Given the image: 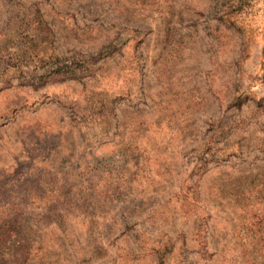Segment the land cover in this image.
Listing matches in <instances>:
<instances>
[{
    "label": "rangeland",
    "instance_id": "1",
    "mask_svg": "<svg viewBox=\"0 0 264 264\" xmlns=\"http://www.w3.org/2000/svg\"><path fill=\"white\" fill-rule=\"evenodd\" d=\"M263 49L264 0H0V264H264Z\"/></svg>",
    "mask_w": 264,
    "mask_h": 264
},
{
    "label": "trees",
    "instance_id": "2",
    "mask_svg": "<svg viewBox=\"0 0 264 264\" xmlns=\"http://www.w3.org/2000/svg\"><path fill=\"white\" fill-rule=\"evenodd\" d=\"M263 55H264V49H263ZM76 66V62L75 61H68V62H64L59 69H57L56 72L61 73L63 75H67V76H76L77 72H76V68H74ZM262 77L264 78V74L262 75ZM164 262V254L161 253L160 254V263L162 264Z\"/></svg>",
    "mask_w": 264,
    "mask_h": 264
}]
</instances>
